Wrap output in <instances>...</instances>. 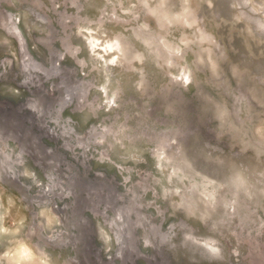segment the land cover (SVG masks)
Segmentation results:
<instances>
[{
    "label": "rangeland",
    "instance_id": "374dc122",
    "mask_svg": "<svg viewBox=\"0 0 264 264\" xmlns=\"http://www.w3.org/2000/svg\"><path fill=\"white\" fill-rule=\"evenodd\" d=\"M264 264V0H0V264Z\"/></svg>",
    "mask_w": 264,
    "mask_h": 264
},
{
    "label": "trees",
    "instance_id": "16d2710c",
    "mask_svg": "<svg viewBox=\"0 0 264 264\" xmlns=\"http://www.w3.org/2000/svg\"><path fill=\"white\" fill-rule=\"evenodd\" d=\"M164 262L163 261H158L157 260V263L156 264H163ZM106 264H110L109 262H106Z\"/></svg>",
    "mask_w": 264,
    "mask_h": 264
}]
</instances>
